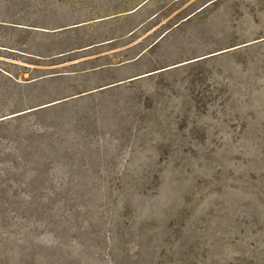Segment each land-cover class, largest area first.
<instances>
[{"label":"rangeland","instance_id":"rangeland-1","mask_svg":"<svg viewBox=\"0 0 264 264\" xmlns=\"http://www.w3.org/2000/svg\"><path fill=\"white\" fill-rule=\"evenodd\" d=\"M0 45L78 51L0 47V264H264V0H0Z\"/></svg>","mask_w":264,"mask_h":264},{"label":"trees","instance_id":"trees-1","mask_svg":"<svg viewBox=\"0 0 264 264\" xmlns=\"http://www.w3.org/2000/svg\"><path fill=\"white\" fill-rule=\"evenodd\" d=\"M139 10V9H138ZM14 25L12 26H6V27H10V28H15V29H23V30H29V31H33V30H30L29 27H34V28H40L41 31H37V32H43V33H46V34H52L53 36H58L59 33H62V32H71V30H74V29H77V28H80L82 27L83 25L81 24H77V25H72V26H65V27H62V28H59V29H55V30H52V31H48L49 29L48 28H43V27H36V26H29V25H25L26 27L24 28H18V27H15L16 25H19L17 23H13ZM15 29H12V30H15ZM0 47L2 48H7L6 50H3V51H7V50H15V51H18V52H22L23 54H29V55H34V56H38L40 57L41 59H60V58H69L71 57L73 54L77 53L78 51L77 50H67V51H62V52H56V53H53V54H39V55H36V54H32V53H29L27 51H21V50H16V49H12V48H8V47H4V46H1ZM8 74H10L12 77H14L15 79H17L16 76L12 75L11 73L5 71V70H2ZM22 73H20L18 75L21 76ZM56 77H59V76H55V77H50V78H56ZM46 79H49L47 77L45 78H41V80H46ZM18 80V79H17ZM4 121V120H3ZM3 121H0V125Z\"/></svg>","mask_w":264,"mask_h":264},{"label":"crops","instance_id":"crops-1","mask_svg":"<svg viewBox=\"0 0 264 264\" xmlns=\"http://www.w3.org/2000/svg\"><path fill=\"white\" fill-rule=\"evenodd\" d=\"M138 9H139V8H138ZM138 9H136V10H132V11H130V13H135V12L138 11ZM104 20H106V19L101 18V19H95V20H93L92 22L97 23V22H102V21H104Z\"/></svg>","mask_w":264,"mask_h":264}]
</instances>
